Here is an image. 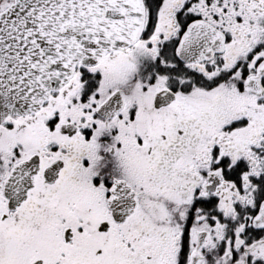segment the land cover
<instances>
[{"label":"snow or ice","instance_id":"obj_1","mask_svg":"<svg viewBox=\"0 0 264 264\" xmlns=\"http://www.w3.org/2000/svg\"><path fill=\"white\" fill-rule=\"evenodd\" d=\"M0 264H264V0H0Z\"/></svg>","mask_w":264,"mask_h":264}]
</instances>
